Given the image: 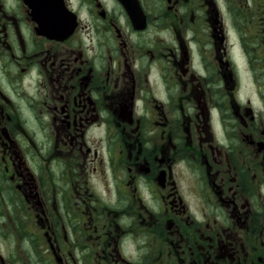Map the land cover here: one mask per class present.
I'll list each match as a JSON object with an SVG mask.
<instances>
[{"label":"flooded vegetation","instance_id":"af4514ba","mask_svg":"<svg viewBox=\"0 0 264 264\" xmlns=\"http://www.w3.org/2000/svg\"><path fill=\"white\" fill-rule=\"evenodd\" d=\"M0 264H264V0H0Z\"/></svg>","mask_w":264,"mask_h":264},{"label":"water","instance_id":"95a60500","mask_svg":"<svg viewBox=\"0 0 264 264\" xmlns=\"http://www.w3.org/2000/svg\"><path fill=\"white\" fill-rule=\"evenodd\" d=\"M42 8L49 7V3L39 4ZM32 16L38 22V32L50 38H60L71 31V23L68 14L36 13Z\"/></svg>","mask_w":264,"mask_h":264}]
</instances>
